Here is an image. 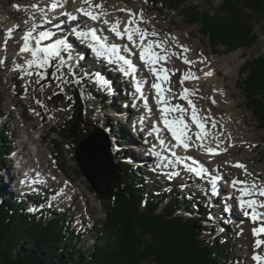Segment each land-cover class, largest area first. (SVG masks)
Listing matches in <instances>:
<instances>
[{
	"label": "rangeland",
	"instance_id": "374dc122",
	"mask_svg": "<svg viewBox=\"0 0 264 264\" xmlns=\"http://www.w3.org/2000/svg\"><path fill=\"white\" fill-rule=\"evenodd\" d=\"M112 1L114 4L120 3V5H122L124 8H128L131 5H135L137 7L144 6L141 10L142 13L150 16V20L146 25V30L157 32L160 34L161 38H164L166 41L172 39V37L169 35L176 33L181 44H187L190 46V48H192L195 58H202V61H198V63L194 62L196 65L194 66V73H199V69L202 68V64L207 61V59L212 65L214 64L213 66H215V68L221 70L219 71V79L223 81L226 93H234L233 100L237 105L235 112H238L241 117H238L239 123H242L240 124V130L235 131L238 134L240 133L239 135L245 134L244 136L246 140L239 141V137L237 138L238 140H234L235 143L229 145V149L231 146V150H229L227 158H218V162L219 164L224 165V163H227V161L240 160L246 165L248 172L250 171L253 176L259 179V181H264V131L258 129L257 123L252 117V113H250V111H248L244 106L245 98L241 89V83L244 78L239 75L240 68L242 67L243 63L264 56V23L258 25L256 29H254V33L258 39L251 47L247 49L235 50V52L230 53H226L223 47H220L214 52L209 46L208 39L203 38L198 33V26H190L178 11L169 10L166 5H163L160 2L154 4L152 0ZM183 1L184 5L193 7L202 13L216 10L220 4V0ZM33 2L38 4L39 0H0V15L2 14V16L7 20L6 22L10 21L9 23L15 22L24 24L29 20L27 13L25 14V11L22 9V7L30 9L31 7L29 6L32 5ZM17 5L19 8L15 7ZM34 14L38 16L36 13ZM29 23L31 24V22ZM29 28L31 29L32 26ZM66 41L71 43V41L67 38ZM11 45L12 44L10 43L9 46ZM13 51L14 50H11V54L15 53V51ZM22 56L23 55H21V57ZM230 58H233L234 60ZM23 59L24 56L22 59L18 60L19 65L24 64ZM224 60L230 62V70H227L222 66V61ZM11 62L12 65L9 66L10 69L8 68V71L0 66V73L8 80L6 85L8 95L10 94V97L15 102L14 105H16L14 106L15 108H11L13 107L11 106L8 111L6 110V100L3 96L4 92L0 85V113L3 116V118L0 120V125L6 123L9 132L6 140L7 144H5V146L12 147L13 145L14 147L15 144H21L18 142L21 131L18 129L16 120L14 119V114L12 113V111L16 110L17 114L23 115V119L20 121L24 129H26L25 133H27L35 143L38 141L37 138L39 136H43L41 141L35 144L37 146L34 147L35 155H37L38 150L41 151L42 154H45L47 157L46 164L49 166L48 168L54 169L57 177L56 179L67 178L72 182L73 186L82 189V191H84L86 194V198L89 201V206L91 209L87 215L86 213H82L78 208L80 197L66 195L60 196L61 190L57 184L48 185L46 188L44 202L38 204L39 206L47 208L53 207L57 209V212H65L67 215H70L72 217L70 227L75 229L77 233H85V239L88 240L86 242L87 245L91 244L90 237L95 234L97 228L101 227L105 219L101 202L97 199L94 192L87 184V179L82 174H76V172L79 170V166L74 160L76 148L74 141L71 139H61L60 135L56 132L62 130V128H64V124H66V122L73 115L75 110V100L73 95L76 90L80 92L82 101L85 104L86 126L89 127L90 130H92L94 127L103 130L109 138L114 155L116 152H123V155L125 154V156H129L128 159L134 166L139 169L142 168L141 170L147 173V175H145L149 185L145 190V196L147 197L146 199L148 200L150 198V192H153L154 190H158V192L165 193L166 195L168 193L170 195L174 193L179 196V199L181 197L184 198L187 200L189 205L193 207L197 217L203 220V227L208 229L204 232L205 239L211 241L214 237L220 238L226 245V252L231 261L229 262L230 264H248V255L240 250V231L235 226V222H237L240 217H243V215L238 213L236 214L234 211L237 201L232 190V198H226L224 185H220V187L217 186L216 191L218 190V192L214 193L208 188V186H206L204 181H200L195 178L190 180L185 178L178 181H171V179H169L167 176H161L160 174H157L159 173L158 171L155 172L146 168L148 164H146V166L138 165V163L140 164L141 162V159L138 156L141 155V157L144 158V155L142 153H137L138 148H135V145L131 140L133 136H135L133 128L134 112L132 114V112L129 113L127 111V109H130V106L128 105V90L120 80H115L114 78V81H116V83L119 82V84H116L117 86L115 88V92L110 93L105 87L100 85L102 81H95L93 79L96 78L94 77L93 70L99 69L96 67V65H90V62H87L85 59H83V56L82 60L78 57H73L72 65L66 68L68 73L71 72V75L74 79L72 94L69 95V104L65 105L64 103L61 106L58 93L56 92V87H58V75L57 77L52 75V73L56 71V61L51 62L49 68L40 70L44 75V79L40 81V85L35 83V75L24 77L23 74L19 73V71L14 72L17 67L14 61ZM11 66L14 68L12 69ZM76 68H78L77 71ZM83 71L84 74L89 76L87 77V80H82L86 79L83 78ZM226 71L231 72L233 78H222L221 74ZM181 77H183L181 74H176L171 78V84L177 88L175 91L176 93L180 90L179 83ZM114 81H112L111 84ZM41 86H43V91H40ZM61 88L62 90H66L68 85H63ZM201 89L203 88L201 87ZM53 92H56L57 95H52ZM100 94H106L105 99H103V95L101 96ZM50 96L52 97L51 99L48 98ZM200 97L201 96L199 95H193V102L200 106L201 109L206 113L209 112L207 107H210V109L213 110L214 104H212L208 98L207 92L203 97ZM37 101H40V103H37ZM184 103L186 105V101H183V105ZM6 111L7 113H5ZM107 128L109 129L107 130ZM60 133L62 132L60 131ZM219 135L222 137V134ZM54 141H57L60 144V150L56 148V145L53 143ZM125 141H127L130 146L119 145ZM131 145L134 147V149H136L135 152L137 154H135L134 150H132ZM22 148L23 151L27 150L24 145ZM47 154L50 155L47 156ZM8 155L9 156H6L4 161H2L3 165L0 170V183L8 194H12L14 196L12 189L14 184H16V175H14L12 179L10 178L8 180V178L12 176V167L16 165L13 162V159H9L12 154ZM114 155H112V159L114 162H116ZM134 157H138V161L135 160ZM149 165L153 164L150 163ZM208 166L210 168L213 167L211 164H208ZM227 174H229V178L232 179V177H241L244 175V172L242 169H240L237 170V172L233 173L230 171ZM196 181H198V183H196ZM37 189L39 193L41 190H43L42 188ZM225 206L228 208V211H225ZM28 207L32 208V205H29ZM178 213L184 217H190L191 215L187 208H181ZM83 218H86L87 222H83ZM243 218H245V216ZM243 241L246 242L249 248L253 247L254 245V239L251 237H247L246 239L244 238ZM250 264L252 263L250 262Z\"/></svg>",
	"mask_w": 264,
	"mask_h": 264
},
{
	"label": "trees",
	"instance_id": "16d2710c",
	"mask_svg": "<svg viewBox=\"0 0 264 264\" xmlns=\"http://www.w3.org/2000/svg\"><path fill=\"white\" fill-rule=\"evenodd\" d=\"M152 2L178 11L190 26H198V33L208 39L214 52L220 47L226 53L251 47L258 39L254 29L264 23V0H220L216 10L206 13L184 5L183 0ZM239 75L244 78V106L264 131V56L243 63ZM73 96V115L62 133L56 132L61 139L74 141L76 147L91 130L85 124L80 93L75 90ZM8 135L3 123L0 170L10 150L5 146ZM53 143L60 150V144ZM128 157L123 152L114 155L120 182L112 181L111 195L102 198L94 193L105 219L90 237V245L85 233L70 227V215L38 205L45 196L20 199L8 194L0 183V264H230L226 245L220 238L205 239L208 229L187 200L158 190L146 199L147 174L126 160ZM76 174L82 173L78 170ZM181 208H187L190 217L181 216Z\"/></svg>",
	"mask_w": 264,
	"mask_h": 264
},
{
	"label": "bare ground",
	"instance_id": "6f19581e",
	"mask_svg": "<svg viewBox=\"0 0 264 264\" xmlns=\"http://www.w3.org/2000/svg\"><path fill=\"white\" fill-rule=\"evenodd\" d=\"M52 2H53V0H48L46 3L43 0L42 1L39 0L38 5L40 6L41 9H43V11H37V10L33 9L31 7V5L29 6V7H31L30 9H27L26 7H22V9L25 11V14L27 13V17L29 20L28 22H26L24 24L23 23H15V22L9 23L10 21L6 22L7 20L1 14L0 15V34L2 35L1 38L5 37V33L9 29H12V33H14L16 31L15 29H17V31L24 30L26 32V31L30 30L29 27L31 24L29 22H31V23H32V21L37 22L40 19L42 20V19L49 18L52 20L51 23L53 24V23H57L61 20H64V16H65V14H67L69 17V21H72V19L69 16V14H70L72 16H77L83 22V24L89 25L90 27H93V29H97L98 34L104 36L102 41H107V43H109V44L114 43L119 48L122 49L125 45H127L124 42V39H118L117 37H115V35L109 31V25L105 24L104 20L107 19L109 21V23H112L116 20H119L120 24H121V28H123V25L130 18L129 14H132V17L137 20V23L143 29H146L147 22L150 20V18H149L150 16L142 13V11H141L142 7H144V6H138L137 7L135 5H131L128 8H124L122 5H120V3L114 4L112 0H94V3L102 4L103 10L108 13L107 16L102 17L100 20H97V21H93V20L89 19L88 17L77 12V9L82 6L81 0H58L60 6H58L55 9H50L49 5ZM33 4H36V3L33 2ZM121 9H123V10H121ZM34 13H36L38 15V17ZM141 13H142V17L140 15ZM141 20H142V22H141ZM32 25H33V23H32ZM80 30H82V29H80ZM80 30H78V31H80ZM148 32L152 33L155 31H152V32L148 31ZM24 33L22 35H24ZM155 33H157V32H155ZM58 35H59V33H57V31L55 30L51 35V37H52L51 40L55 36H58ZM158 35L160 36V34L157 33V35L155 37H149V38L153 39L155 41H163L164 43L162 44V48L167 49V51L163 53L166 56V61H161L159 64L156 65V67L158 69L163 67L164 69L169 70L170 80H171L172 76H174L176 74H178V75L181 74V76H183V77L189 73L192 74V78L185 79L183 84L179 83L180 84V90L177 93L175 92L177 88H175L173 86V84H171L172 93L170 96V103L174 104V105L179 104L182 107H187V103H186V105H185V103L183 105V101H185V100L179 98V94L183 91V89L187 88L189 90V92H188V98L189 99L192 100L193 95H195V96L199 95V96L203 97L205 95V93L207 92L208 98L210 99L211 103L214 104L213 110L210 109V107H207L209 112L206 113L201 109L200 106H198L194 102L196 108L198 109L199 115L210 117V119H208L205 122V129L207 130L208 135L202 141V143L204 145H206L207 147H211L213 149H216L218 151V156L211 158L212 156L210 157V156L206 155L207 154L206 150L204 148H200L197 146L201 142L196 141L194 135H193L192 141H191L192 146L188 150H185L183 148L181 149V147H171L172 145L175 144L173 142L169 143L170 146H168L167 149H176V151H178V153L181 155V157H183V156L185 157L188 155L191 159L192 158L193 159L194 158H200L201 159V157H204L205 160H204V158L201 159V163L203 162L202 164L204 165V168H203L204 176L206 178L211 177V182L212 183L214 182V184L217 182V181H215V178L218 176L219 179L222 180V181L220 180V184L225 186L226 198H232L231 190L233 191L234 195L237 196L238 193L236 191H234L233 188L230 186V182L234 178L232 177V179H230L229 178L230 173L229 174H227V173L230 171L234 173V172H237V170H240V168H236L233 165L236 164L237 162H239V163H242V162L240 160L239 161L231 160V161H227V163H224V165L219 164V162H218L219 161L218 158H224V157L227 158L229 150H231V146L229 149V145L234 144L235 143L234 140H238L237 139L238 137L240 138L239 141L246 140L245 136H244L245 134L239 135L240 133L238 134L235 131V130H240V127H241L240 124H242V123H239V121H238V117L241 118L240 114L238 112H235V108L237 107V105L235 104V102L233 100L234 93H231V94H228V92L226 93V89L224 87L225 85H223V81L221 79H219V77H220L219 71H221V70L215 68V66H213L214 64L212 65L208 61V59H207V61H205L202 64V66L199 65L202 68L199 69V73L197 72L198 74L193 72L194 66H196L195 63H198V61H202L201 60L202 58H195L192 48H190V46L187 44H181L180 39L178 38V35L176 33L169 35L172 37V39H170L168 41H166L164 38H161V36L159 37ZM66 38L70 40L69 37H66ZM19 39H20V37H19ZM49 40H50V38H49ZM20 41H22V38L20 39ZM85 41L88 42L90 40L88 39ZM10 43L12 44L11 47H16L17 45H20L18 39H13V40H11ZM66 43L69 46V52H61V56L66 60V65H65V67L61 68V72L64 73L63 80H67L69 82L64 83V82H62L61 79H58L57 80L58 87H56V92L58 93V97H59L61 106L64 103H65V105L69 104V99H70L69 95L72 94V87H73V81H74L73 76L68 75L66 68H68L72 65L73 57L79 58L81 55L80 51H78L77 48L72 45V42L70 43V42L66 41ZM180 46L186 47L188 49V51L182 52V49ZM85 47H87V46L85 45ZM156 51H160V49H157ZM18 52L19 51H17V53ZM133 52H134L133 55H135V58L137 59L138 67H139L138 68V75L136 76V78L140 79V82H142V84H144L147 88V96L146 97L148 98L149 105L147 106V108L141 104L139 105V103L144 102V100H137V98H133L134 101H136V103H135L136 106L138 104V106L140 107V110L138 108L137 110H139V112L134 113V114H133L134 111H132L131 109H127V111L129 113L132 112L133 115H136L135 120L138 124H141V121L144 118H148L149 120H152V126H149L146 129V131L144 132V134L149 135V130L152 129L153 127L157 126L162 131H163L164 127H163V124L159 121V110H158V107L155 104V101L153 99V97L155 96V92H154V90L151 89V83L154 82V77L150 74V72L145 67V65L139 60V51L136 52V49H133ZM69 54L72 57L71 60L68 59ZM22 55L24 56V59H23L24 64H21L20 65L21 67L16 68L14 70V72L19 71V73L23 74V76L26 77V75H24L23 68L25 67V61L28 59H31V56L28 53H23ZM168 57H170V58H168ZM12 59H13V56L12 55L8 56V54L5 53V50H3L1 48V45H0V61H2L4 63L2 68H5V70L8 71V68L10 69L9 66L12 65V62L9 63V61ZM79 59H82V55H81V58H79ZM184 59H187V60L191 61L192 63L185 64L183 62ZM203 59H205V58H203ZM230 59H233V58H230ZM16 63H18V65H19L18 61H16ZM229 63L230 62H228L227 60H224V61H222V66L225 69L230 70L229 69L230 68ZM199 64H201V63H199ZM96 67H98V66H96ZM11 68H12V66H11ZM98 68L99 69L93 70L94 77H96L93 79L95 81H102L100 83V85L102 87H105L110 93L115 92V88L119 84V82L116 83V81H114V78H115V80L117 78L114 76L110 77L109 75H107L105 69L101 65H99ZM208 72H211L212 75H210V76L205 75V73H208ZM227 72L228 71L221 74L222 78H224V79L233 78L232 73L231 72L227 73ZM89 73H90V70H89ZM33 75H35V73ZM57 75L59 76L60 73H57ZM91 75H92V73H91ZM7 81L8 80L6 78H4V76H2V74L0 73V85H1V88L4 92L3 96L5 97L6 106H7L6 110L8 111V109H10L11 106H13L11 108H15L14 106H16V105H14V103H15L14 100H12V98L10 97V94L8 95V92L6 90V85L8 83ZM112 81H114V82L111 84ZM63 85H68V88L66 90H62L61 86H63ZM201 87L203 89H201ZM150 90H152L153 92H151ZM149 108L151 109V113H149V111H148ZM7 111L5 113H7ZM15 111L16 110L12 111V113L14 114V119L16 120V124H17L18 129L21 131L20 134L23 136L26 132V129H24V127L22 126L21 121H20L21 119H23V115L17 114V111L16 112ZM190 112H191V109H188V113H186V115H190ZM186 122L189 123L190 128L192 129L193 133L195 131H198L197 129H195L194 125H191L190 121H186ZM213 124L215 126H213ZM135 129H136V127H135ZM219 134H222V137H220ZM23 137H25V136H23ZM42 137L43 136H41V138ZM41 138L36 143L35 142L33 143V151L28 153L27 156H24V154L21 152V149H20L21 147H19V146L17 147L18 151H16V153L23 158H29L30 159V161H31L30 163L33 164L34 175H37L39 173H43L42 177H39L38 180L43 179L42 181H44L48 185L57 184L61 190L60 196L66 195V196H72V197H75V196L80 197V200L78 202V208L80 209V211L82 213H84V214L86 213V215L89 214L91 208L89 206V201L86 198L85 192L82 191V189H80L79 187L73 186L72 182L67 178L61 177L62 179H53V177H56L55 171H54V169L48 168L49 166L46 164L47 157L45 156V154H42L41 151L38 150L37 155H35V148L34 147H37L35 144L39 143V141H41ZM131 140L134 143V145H136V142L138 140H140L139 135L133 136V138ZM139 143H142V142H137V144H139ZM236 143H238V142H236ZM29 147L31 148V146L28 144L27 148H29ZM131 148L135 152V149L132 145H131ZM112 151H113V148H112ZM232 152H234V151H232ZM135 154H137V153L135 152ZM48 155H50V154H47V156ZM137 158L138 157H136V158L134 157V159L138 161ZM150 158H147V160ZM209 159L211 160V163H213L212 166L214 168L218 167V169L214 170V168H210L208 165L204 164V162L206 160H209ZM30 163H28V165H30ZM155 163H157V166H160V164H158V162L155 161ZM242 164H244V163H242ZM19 166H20V163H17L16 166L12 167L13 173H12V176L8 178V180L10 178L12 179L14 177V175H16L17 170L20 169ZM226 170H229V171H226ZM21 171H22V169H21ZM217 171H218V175L216 176L215 174L217 173ZM247 178L248 177H246L245 175H242L238 179L243 180V179H247ZM65 182H67V184ZM196 183H198V181H196ZM220 184L210 186L209 188H210V190H212L215 193L216 187L217 186L219 187ZM23 189H27V187L25 186V187H23ZM213 200H214V198H213ZM237 212H241L239 207H238V204H237ZM82 221L87 222V219L83 218ZM235 226L240 231V237H241V247H240L241 249L240 250L243 253L245 252L248 255V264H250V262L252 264H255V262L251 259L252 255L253 254L264 255V247L259 248V249L254 248V247L249 248V246L246 244V242L243 241V239L244 238L246 239L247 237H251L252 239L255 240V238L251 234V228L256 226V225H254L250 220L243 218V217H240L237 220V222H235Z\"/></svg>",
	"mask_w": 264,
	"mask_h": 264
},
{
	"label": "snow or ice",
	"instance_id": "6c2138e0",
	"mask_svg": "<svg viewBox=\"0 0 264 264\" xmlns=\"http://www.w3.org/2000/svg\"><path fill=\"white\" fill-rule=\"evenodd\" d=\"M81 3L82 6L77 9V12L93 21L100 20L102 17L108 15V13L103 10V5L100 3H94V0H81ZM58 6H60L58 0H53L49 5L50 9H55ZM15 7L19 8L18 5ZM31 7L37 11H43L38 4H32ZM129 15L130 18L123 25V28H121L119 20L112 23H109L107 19L104 20V23L109 25V31L112 32L115 37L118 39H127L128 44L122 49L114 43L109 44L107 41H102L95 31L87 33L77 32V35L91 37V40L94 43L91 44L90 47L97 58L102 57L109 64L118 62L121 64L119 71L125 76H132L135 83V92L140 94L141 99L144 100L145 107L147 108L148 98L144 95L142 82L135 78L134 73L136 72V68L133 61L120 54L121 50L123 52H130L132 49H137L139 51V60L154 77V82L151 83V89L155 92L153 99L159 110V121L163 124L166 132L170 133L172 139L175 141V144L171 147H182L183 149L188 150L192 146L191 141L194 135L196 141L201 142L197 145L198 147L204 148L209 154H218L216 149L207 147L202 143L208 135V132L205 129V122L210 119V117L199 115L194 102L188 98L189 90L185 88L179 94V98L186 101L187 107L170 103L172 89L169 70L164 69L163 67L159 69L156 67L161 61H166V56L163 53L166 52L167 49L162 48L164 42L150 39L149 37H155L157 33H149L146 29L141 28L137 23V20L132 17V14ZM140 15L142 17V13ZM69 16L72 20L76 19V16L70 14ZM34 31L35 25L24 33L22 36L23 44L19 49V53H28L31 56V59L25 61V67L23 68L24 75L33 76L35 73V83L40 85V81L44 79V75L40 70L49 68L51 62L56 61V71L53 72L52 75L57 77V73H60L57 78L61 79L64 83L69 82L63 80L64 73L61 72V68L66 65V60L61 56V52H69V46L66 41L64 39H56L52 43L42 45V42L47 40L52 33L40 31L37 36H33ZM73 31H75V29H73ZM11 36L12 29H9L5 33V44H7L8 39H11ZM33 41L34 43H32ZM180 47L182 52L188 51L186 47ZM157 49H160V51H156ZM68 59H72L70 54ZM183 62L185 64L192 63L187 59H184ZM0 63H2V61H0ZM16 67L20 68L21 66L17 65ZM68 75H71V72H69ZM205 75L210 76L212 73L208 72L205 73ZM188 78H192L191 73L181 77L180 83L183 84L184 80ZM40 91H43V86L40 87ZM52 95H57V93L53 92ZM48 98L51 99L52 97L50 96ZM37 103H40V101H37ZM188 109H191L190 115H186ZM148 111L151 113L150 108ZM186 121H190L191 125H194L195 129L198 131L193 133L189 123ZM213 126L215 125L213 124ZM159 143L163 146L165 145L166 140L160 139ZM173 156L175 157V162L178 164L182 163L184 159H191L190 157H180L176 155L175 152H173ZM192 164L197 165V161L193 159ZM233 166L242 169L244 175L248 177L243 180L234 178L230 182V186L238 193L236 201L242 214L254 225H258L251 228V234L255 238L253 247L259 249L264 247V181H259L257 177L248 172L246 166L242 163L237 162ZM184 167L186 171L193 173L198 178L203 172V169L198 165L193 167L185 164ZM171 175H179V173L174 172L171 173ZM53 179H55V177H53ZM65 183L67 184V182ZM29 211H32V209H29ZM225 211H228L227 207L225 208ZM251 259L255 264H264V255L253 254Z\"/></svg>",
	"mask_w": 264,
	"mask_h": 264
},
{
	"label": "water",
	"instance_id": "95a60500",
	"mask_svg": "<svg viewBox=\"0 0 264 264\" xmlns=\"http://www.w3.org/2000/svg\"><path fill=\"white\" fill-rule=\"evenodd\" d=\"M112 145L103 130L94 128L88 131L75 148L74 160L87 179L91 190L102 198L111 195L110 184L120 182L117 164L113 161Z\"/></svg>",
	"mask_w": 264,
	"mask_h": 264
}]
</instances>
